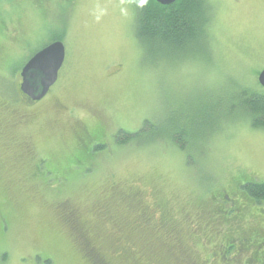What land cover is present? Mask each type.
<instances>
[{
    "label": "rangeland",
    "instance_id": "1",
    "mask_svg": "<svg viewBox=\"0 0 264 264\" xmlns=\"http://www.w3.org/2000/svg\"><path fill=\"white\" fill-rule=\"evenodd\" d=\"M209 2L207 43L173 61L144 53L130 0H0V264H264L240 187L264 181V128L232 98L264 95V0ZM56 37L28 103L20 71Z\"/></svg>",
    "mask_w": 264,
    "mask_h": 264
},
{
    "label": "trees",
    "instance_id": "2",
    "mask_svg": "<svg viewBox=\"0 0 264 264\" xmlns=\"http://www.w3.org/2000/svg\"><path fill=\"white\" fill-rule=\"evenodd\" d=\"M130 1L134 9L133 31L144 53L151 55L157 51L155 54L160 57L175 61L191 57L193 49L207 43L212 12L209 0H175L170 5H160L155 0ZM55 39L60 40V37ZM235 94L232 96L234 107L243 112L253 127L264 128V95L248 89ZM172 130L173 127L166 131L171 134L169 138L175 134ZM145 131L144 125L133 133L120 130L113 138L117 144H124ZM174 138L179 142V136ZM103 145L93 144L90 151L102 150ZM240 187L257 203L264 200V181L246 182Z\"/></svg>",
    "mask_w": 264,
    "mask_h": 264
},
{
    "label": "water",
    "instance_id": "3",
    "mask_svg": "<svg viewBox=\"0 0 264 264\" xmlns=\"http://www.w3.org/2000/svg\"><path fill=\"white\" fill-rule=\"evenodd\" d=\"M160 5H170L175 0H155ZM65 56L64 45L55 40L34 53L21 69L20 91L31 100L41 99L55 83ZM264 87V69L257 75Z\"/></svg>",
    "mask_w": 264,
    "mask_h": 264
},
{
    "label": "flooded vegetation",
    "instance_id": "4",
    "mask_svg": "<svg viewBox=\"0 0 264 264\" xmlns=\"http://www.w3.org/2000/svg\"><path fill=\"white\" fill-rule=\"evenodd\" d=\"M28 61V60H27ZM26 61V62H27ZM21 72V71H20ZM57 78H58V76H57ZM56 82V81H55ZM20 83H21V75H20V82H19V85H20ZM50 89V88H49ZM18 90H19V95L21 96H23L24 97V100L26 101V102H28V103H35V102H38V101H40V100H42L44 97H45V95L48 93V91H47V93L41 98V99H39V100H31L29 97H27L25 94H23L21 91H20V87H18Z\"/></svg>",
    "mask_w": 264,
    "mask_h": 264
}]
</instances>
